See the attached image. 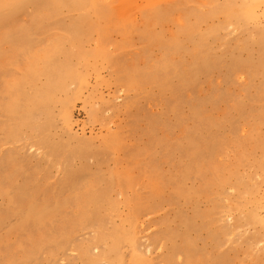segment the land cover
I'll return each instance as SVG.
<instances>
[{"label":"rangeland","instance_id":"rangeland-1","mask_svg":"<svg viewBox=\"0 0 264 264\" xmlns=\"http://www.w3.org/2000/svg\"><path fill=\"white\" fill-rule=\"evenodd\" d=\"M0 264H264V0H0Z\"/></svg>","mask_w":264,"mask_h":264}]
</instances>
